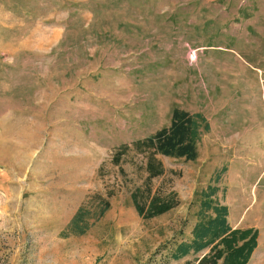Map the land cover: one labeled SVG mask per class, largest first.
<instances>
[{
    "label": "rangeland",
    "instance_id": "rangeland-1",
    "mask_svg": "<svg viewBox=\"0 0 264 264\" xmlns=\"http://www.w3.org/2000/svg\"><path fill=\"white\" fill-rule=\"evenodd\" d=\"M174 108L209 128L195 159L157 154L152 190L178 203L143 218L131 144ZM208 185L231 226L257 229L247 264H264V0H0V264L193 263L169 252ZM97 196L104 215L64 235Z\"/></svg>",
    "mask_w": 264,
    "mask_h": 264
},
{
    "label": "trees",
    "instance_id": "trees-1",
    "mask_svg": "<svg viewBox=\"0 0 264 264\" xmlns=\"http://www.w3.org/2000/svg\"><path fill=\"white\" fill-rule=\"evenodd\" d=\"M209 125L200 113L174 108L170 124L153 134L132 142L131 149L144 156L143 169L146 177L142 185L131 193L133 205L139 216L151 218L175 207L178 201L175 193L160 195L153 192L151 179L163 174L164 168L157 154L170 157L195 159L197 142L202 131ZM123 144L112 156L114 164L130 148ZM217 181V178H216ZM218 186L208 185L199 191L198 219L191 230V237L176 243L170 249L169 257L181 259L189 254L200 256L187 264H247L257 246L258 231L255 228L232 227L227 221L228 209L217 198ZM98 204L93 208L80 206L64 229V235H82L93 221L102 217L110 207L107 198L97 196Z\"/></svg>",
    "mask_w": 264,
    "mask_h": 264
},
{
    "label": "crops",
    "instance_id": "crops-1",
    "mask_svg": "<svg viewBox=\"0 0 264 264\" xmlns=\"http://www.w3.org/2000/svg\"><path fill=\"white\" fill-rule=\"evenodd\" d=\"M233 227V226H232Z\"/></svg>",
    "mask_w": 264,
    "mask_h": 264
}]
</instances>
